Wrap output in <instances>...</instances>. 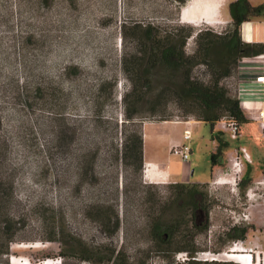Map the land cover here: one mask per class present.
Returning <instances> with one entry per match:
<instances>
[{"label": "rangeland", "instance_id": "obj_1", "mask_svg": "<svg viewBox=\"0 0 264 264\" xmlns=\"http://www.w3.org/2000/svg\"><path fill=\"white\" fill-rule=\"evenodd\" d=\"M188 1L179 6L173 0H0V206L16 214L9 226L14 234L10 252L0 254V264H11L10 255L16 264L20 258L28 264H93L80 259L85 247L95 264H106L117 251L132 264H181L188 254L174 249L191 240L198 249L191 264H240L227 255L234 244L252 253L254 264H264L262 146L250 145L253 164L235 172L229 158L237 146L228 145L230 155L216 160L220 169L199 183L209 207L208 227L198 234L184 226L190 210L179 206L173 183L209 174L210 153L201 140L210 126L191 128L188 160L168 151V167L180 181L166 165L165 172L158 165L156 172L167 176L163 183H152L144 162L138 166L129 153L124 156L125 136L142 133L145 123L195 119L173 101L165 109L154 101L155 85L146 89L142 116L132 122L123 116V96L131 90L129 77L138 69L140 53L138 34L124 26L187 23L179 13ZM231 1L222 7L223 23L187 24L216 33L229 29ZM258 17L264 18V10L251 18ZM248 29L245 22L244 34ZM262 33L255 23V39ZM194 47V38H188L185 51ZM192 73L208 76L203 65ZM184 125L177 124L174 133ZM241 133L244 143L255 135L249 124L241 126ZM182 217L170 243H155V220L172 225ZM232 225L248 227L244 239L229 237ZM3 229L0 223V242Z\"/></svg>", "mask_w": 264, "mask_h": 264}, {"label": "trees", "instance_id": "obj_2", "mask_svg": "<svg viewBox=\"0 0 264 264\" xmlns=\"http://www.w3.org/2000/svg\"><path fill=\"white\" fill-rule=\"evenodd\" d=\"M178 5L187 0H173ZM264 10V4L252 5L248 0H233L228 4V12L231 18L230 28L223 32H213L209 29H195L187 23L175 22L172 25H156L147 22L144 25L133 24L125 27L130 33L138 34L139 55L133 76L131 90L123 96V116L125 121L132 122L135 117L142 116V106L147 102L146 89L153 85L159 89L154 101L165 107L169 101H173L178 109H182L184 115H191L196 120H201L213 126L222 115L232 116L240 126L248 122L242 111L240 102L235 94V82L230 83L236 73L237 65L242 57H252L264 52V43L245 41L241 37L240 26L251 17L259 16ZM193 37L195 47L190 53L185 51L188 38ZM203 65L208 72L206 79H200L192 73L194 68ZM159 74V80L154 82L155 73ZM156 83V84H155ZM139 84V86L137 85ZM101 86L98 87L100 90ZM156 113H151L155 115ZM162 117V116H160ZM167 118H161L165 120ZM124 123V122H123ZM124 126V124H123ZM220 146V143H219ZM210 154L211 164H215L216 154ZM125 155H129L136 161L138 166L143 162L142 133L132 131L125 136ZM177 187V200L179 206H187L190 210L191 219L186 220L184 226L190 228L194 234L204 232L208 227L207 193L201 189L199 183H173ZM16 214L4 205L0 206V223L4 229L1 231L0 254L10 252V242L13 240V232L10 225ZM202 217V219H201ZM198 219L203 220L199 223ZM183 217L174 220L172 225H162L160 220L151 224V235L155 243H170L176 230L182 225ZM247 226L232 225L228 231L234 234L230 238L244 239ZM264 232V227L262 229ZM60 232V231H59ZM49 236L50 240L54 237ZM85 255L81 260L97 263L90 250L81 248ZM175 251H183L188 254L181 264L195 263L197 246L191 240L188 245L177 246ZM62 256L66 254L61 253ZM106 264H132L129 258L122 256L117 251L114 256L106 259ZM6 264V263H5Z\"/></svg>", "mask_w": 264, "mask_h": 264}, {"label": "crops", "instance_id": "obj_3", "mask_svg": "<svg viewBox=\"0 0 264 264\" xmlns=\"http://www.w3.org/2000/svg\"><path fill=\"white\" fill-rule=\"evenodd\" d=\"M245 22L249 23L248 34H244L243 32V24ZM255 23H258L263 28L262 38L260 40L255 39V34H254ZM240 33L242 39L245 41H255V42L264 43V18L263 17L251 18L248 21H244L240 26ZM261 75H264V52L257 56L242 57L239 60L236 73L234 75L235 94L240 102L245 117L248 119V122L244 124H249L255 135L254 137H252V140L248 143L243 142L242 133H241V137L238 140H231L228 138L227 133L220 131L218 128H216V124H215L213 126V130L211 131L210 129L208 134L205 135L201 141L203 143L202 148L205 151H208L210 154L215 153L217 151V148L220 147L219 151L216 154V160L219 158L220 155L223 154L230 155L229 154L230 148H226L228 145L229 146L245 145L247 149L250 145L251 147H254L256 145L259 147L262 146L264 150V137L261 135V130L257 122L259 116L258 115L259 110L264 109V92L261 91L259 87L260 81L258 80V77ZM189 123L192 128L195 125H200L205 122L201 120L190 119ZM177 124L184 125V122L171 121L169 122V124L166 123L163 124L161 122H149L147 124L145 123V125L143 126V131H142L143 162L145 163V165L146 163L147 165L148 163H152L151 164L153 165L152 168L155 171L154 174H156L160 178V180H164L160 183L165 182L167 174L157 173L156 169L158 168V165L160 167L159 171L165 172L166 170H168L167 173H170V176H173V178L178 180L177 174L170 171L167 164V161L170 157L169 156L170 154L168 153L170 145L183 141L181 131L178 133V135L174 133V128ZM233 141H237V142L233 144ZM252 164L253 162L247 165L251 166ZM165 165L167 168L166 170H165ZM219 169L220 168L217 164H211L209 169V174L207 176H201L196 180H186L182 182L205 183L208 181L210 175L214 174ZM191 173H193L192 170Z\"/></svg>", "mask_w": 264, "mask_h": 264}, {"label": "built area", "instance_id": "obj_4", "mask_svg": "<svg viewBox=\"0 0 264 264\" xmlns=\"http://www.w3.org/2000/svg\"><path fill=\"white\" fill-rule=\"evenodd\" d=\"M258 80L260 81V89L262 92H264V75H261L258 77ZM258 124L261 130V134L264 137V109H260L258 112ZM183 121L185 124V127L182 131V137L183 141L179 143L171 144L169 147V152L173 155L179 156L182 160L186 161L189 158L191 147L189 144V140L191 139L192 133H191V126L189 121L190 120H180ZM216 125H218V129L222 132H226L227 136L231 140H238L241 137V128L236 123L235 119L228 115H222L219 120L216 122ZM229 169L230 171L239 172L242 170V168L245 167L247 164L252 163V157L245 145H239L235 148L233 155L229 158ZM228 174V173H226ZM247 218V215L243 216V219ZM241 244V243H240ZM233 246H236L235 244ZM249 256H252V253L249 254ZM249 257V258H250ZM12 256H9V260L11 261ZM19 263L25 264L24 258L18 259ZM45 261H39L35 264H43Z\"/></svg>", "mask_w": 264, "mask_h": 264}, {"label": "bare ground", "instance_id": "obj_5", "mask_svg": "<svg viewBox=\"0 0 264 264\" xmlns=\"http://www.w3.org/2000/svg\"><path fill=\"white\" fill-rule=\"evenodd\" d=\"M225 0H189L186 5H184L181 9V22H187L192 24H197L202 21L208 24H218L223 23L222 17V7L224 5ZM171 122V121H170ZM169 123V122H164ZM152 163H146L144 166L145 177L152 183H160L164 180H160V178L154 174ZM223 183L226 182L222 180ZM240 246H233L232 249L227 253L229 257L234 258L240 264H254V260H249L248 252L244 250H238ZM226 254V253H225ZM48 260V259H47ZM28 262L25 260V264ZM46 262V260H45ZM11 264H16L14 257L12 256ZM22 264V263H19ZM43 264H52V262L48 261Z\"/></svg>", "mask_w": 264, "mask_h": 264}, {"label": "water", "instance_id": "obj_6", "mask_svg": "<svg viewBox=\"0 0 264 264\" xmlns=\"http://www.w3.org/2000/svg\"><path fill=\"white\" fill-rule=\"evenodd\" d=\"M180 14H181V10H180V13H179V19H180Z\"/></svg>", "mask_w": 264, "mask_h": 264}]
</instances>
